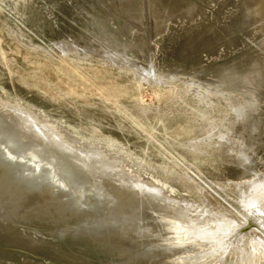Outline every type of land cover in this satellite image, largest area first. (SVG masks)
<instances>
[{
  "label": "rangeland",
  "instance_id": "obj_1",
  "mask_svg": "<svg viewBox=\"0 0 264 264\" xmlns=\"http://www.w3.org/2000/svg\"><path fill=\"white\" fill-rule=\"evenodd\" d=\"M161 1L159 4V0H140L139 2L136 0L138 5L140 4L139 7L142 11V17L140 16L136 20L132 18L133 15H126L124 12H121L120 8L123 10L124 8L120 5V0H10V3H4L0 0V4L6 9L4 11L7 14H9L7 12L10 9L9 4H15L13 8L17 9L14 10L15 13L13 11L10 12V24L22 33L21 40L18 41L14 37L7 35L4 27L0 24V72L10 80L9 82L7 79V84L11 90L37 101L52 110L51 112L54 114L61 112L73 116L80 123L97 131V137L101 142L90 137L114 152L115 155L118 154L131 160V150L137 155L146 151L149 154L150 165L156 169L163 170L162 173H157L156 176L159 177V180L166 182L165 185L168 187L170 194L182 198L187 196L191 199H199V192L203 191L206 194L205 197H211V202L206 200L208 202L205 204L204 199L201 198L200 203L202 206H208L211 212L216 211L215 213L222 215L234 212L240 219L227 232V236L230 235V232L232 233L235 227L241 225L239 233L249 227L255 235V238H253L254 235L251 234L249 239L264 241V216L261 213L255 216L254 214L253 216L248 214L250 212L248 211L247 213L246 208L240 206L239 201H236L239 200L236 194L227 193L223 187L219 186L220 184L226 185L229 181L237 182L248 178L246 175L242 176L244 170L238 161L241 148L245 150L243 157L244 159L246 157L248 161L245 164L246 167H252L256 175L260 174L264 177V144L259 146V148L257 145L251 146L247 142V139L245 140L248 130V119L245 116L242 119H234V116H230L231 130L225 138L219 139L215 133L217 131L215 128L221 121L223 115L221 111H216L203 120L194 115L190 105L191 101L189 102L188 99L189 91L190 93L192 92L194 98L199 97L200 100L202 97L197 95L196 89L204 91L202 84H206L209 80H214L212 79L214 77L212 73L203 75L191 72L190 67L194 65V60L186 50H182L181 52L180 47L188 36L187 30L191 29L192 25H197V20L199 22L202 17L197 16V20H189L182 15L184 8L181 7L178 1L168 0L169 6L168 4L166 5L167 2L164 3L165 0ZM190 1H193L192 3H199V0ZM208 1L210 7H206V4L204 7L206 14H209L208 20L214 22L220 21V23H232L234 25L232 29L236 32L237 38H239L240 44L233 50L231 48L227 57H236V55H240L244 51H249V53L253 51V55L264 62V16L262 18L260 15L258 16L259 6L262 7L261 3L258 0H255V2L254 0H240L241 2L239 0H223L224 2L222 0ZM171 2L175 4L173 5ZM226 2L227 4H225ZM234 2L237 5L233 4ZM154 3L156 7L153 5ZM244 4L247 6L244 7ZM31 7L35 11V15L33 16L29 14ZM227 7L229 8L228 10H226ZM99 8H103L102 10L110 19L103 25H101L103 16L100 10H98ZM157 8L159 9L157 10ZM171 9L176 10L172 12ZM252 10L254 12L257 11V13L254 14ZM42 11L45 12L42 13ZM176 11L178 14L175 13ZM158 12L160 15H158ZM167 13L169 16L166 18L165 14ZM228 13L231 14L232 18L229 15L227 17ZM173 14L174 17L171 19L170 17L172 16L170 15ZM218 14L222 16L220 20L218 19L220 18ZM248 15L253 17H249ZM247 16L250 18L249 26H252H250L252 30L250 27L248 28ZM159 18L161 19L159 20ZM227 18L229 20H225ZM223 19L224 21H222ZM162 20L165 21L162 22ZM102 28L105 32L104 35L100 34L101 37L98 35V32ZM252 32L254 33L252 35L254 38L250 37ZM106 33L111 37L105 35ZM255 34L257 36H254ZM113 35L115 38H113ZM104 36L105 39H103ZM97 37H100V40L102 38V40L99 41ZM137 37L142 43L145 40V45H143L145 48L147 46V56L148 54L149 56L151 54L153 56L150 60L144 61L142 56L144 53H137L138 51L135 46V42L138 41ZM246 39L249 42L251 41V43L246 41ZM115 42H125V44L122 45L121 43V45L116 46L117 49L121 48L118 52L119 54H123V57L120 56V60L116 58L117 60H113L114 62L110 60L105 61L99 55L93 54L94 56H92L91 54L86 56V54L79 52L86 46L95 49L100 54H104L107 50L109 52L115 51L113 49ZM69 45L77 46L80 50L75 49L76 53L61 51L60 46L66 48ZM42 46L46 47L47 51H35L31 48ZM125 46H128L129 48L127 49L130 50L135 46V49H133V52L132 50H128V52ZM222 51L223 48H221ZM225 53L223 51L220 55L223 56ZM179 56L185 58L187 72L182 71L183 73L175 75L166 73L169 72L168 66L170 63ZM71 57L80 60L78 61ZM204 58V60H209L208 57L204 56ZM222 58L226 59L225 57ZM219 60L222 59L219 58ZM136 61H138V64L144 65H149V62H153L154 69L161 74L163 73L168 79L155 81L151 78H143V74H147V72L137 67L134 64ZM198 74H200L199 77H197ZM239 97V95L234 93L230 95V99L232 100H236ZM261 100L262 102H259V104L261 103L260 112L264 114V98ZM176 104H180V107L177 108ZM208 123H214L216 127L212 130L208 127ZM212 133V143L206 147L204 157L192 155L189 152L193 144L202 142ZM108 134L113 136V140H109L113 145L111 142H106L105 138H107ZM148 140L152 141L154 145L148 147ZM246 143L250 146H247ZM120 146L126 147L124 149L130 154L125 151L120 152ZM187 171L196 183L200 182V190L194 187L188 188L194 186V184L185 180L184 175ZM217 200H220L222 204ZM239 206L245 210L243 209V212L240 211L238 209L240 208ZM99 214L102 216L103 213ZM248 215L257 219L260 227L251 218L247 219ZM258 215L262 216V218H259ZM18 223H6L0 219V225L4 226L3 228L14 227L16 230L17 227L22 233L30 232L32 235L36 233L41 241L39 248L31 251L25 247L4 244L0 241V264H107L102 262V259L96 254L92 255V258L88 256L86 258L73 252L74 250H69L71 242L67 239L60 240L57 236L53 235V230H50V226L48 225L37 223L33 219H24L18 221ZM69 225H73V223ZM2 231L6 233L5 230ZM254 232L257 235L259 234L257 239ZM136 235L139 236L140 233L137 232ZM125 236L128 237V235ZM244 236H239L236 241L232 242L225 240L226 242L224 243H210L207 245L209 248L206 252L209 250L219 252L216 255H224L226 260L230 259L229 261L232 262L235 256L232 254H234V251L237 252L236 254H239V243ZM159 237V239L156 238L154 240H151L152 237L140 239L143 245L139 241H136V238L131 242V239L128 237L125 242H129L130 244L139 242L140 247H144L143 250H153L154 248V252H156V249L158 250L157 247L161 249V245H164V243L167 245L166 249L174 245L170 244V239L172 238L170 233L161 234ZM203 237L205 238L203 240L208 241L211 235ZM1 238L23 241L29 245L38 244L29 242L19 232L15 235H11V233L4 234V237ZM164 239H167L169 242L164 241ZM218 239L219 241H223L221 237H218ZM192 249L200 252L203 247L198 248L195 245ZM245 252L242 251L240 254H245ZM174 254H179L180 257L185 256V258L189 256L187 255L189 253L183 251L177 253L168 251V253L159 254L156 259L157 261H162L169 257V255ZM200 254L201 256L196 258V260L181 259L182 261L177 264H181L184 260L190 261V264H196L198 260L201 262L200 264H208L209 255L203 257V252H200ZM243 256L240 257L242 258ZM240 257L234 261L235 264L236 262L239 263Z\"/></svg>",
  "mask_w": 264,
  "mask_h": 264
},
{
  "label": "bare ground",
  "instance_id": "obj_2",
  "mask_svg": "<svg viewBox=\"0 0 264 264\" xmlns=\"http://www.w3.org/2000/svg\"><path fill=\"white\" fill-rule=\"evenodd\" d=\"M120 1V5H122L124 8V10L120 8L121 12H124L126 15H133L132 18L136 20L140 18L142 11L139 7L140 4L138 5L137 3L140 0H137V2L136 0ZM176 1H178L181 7L184 8V10L182 11V15L192 14L202 17L199 22L197 20V25L194 23L195 25H192V28L189 26L191 29L188 28V32H186L185 30L188 36L183 41L180 47L181 52L182 50H186L187 52H192V54L196 53V55L194 56L199 57V55H203L204 52L209 51L213 56L211 55L210 57H208V59L212 58V60H215L219 56H222L220 54L224 51V47L222 52L220 51V47L223 46V44H226V46L230 45L232 47H236L237 45H239L240 41L236 36V32L232 29V27L234 26L232 23H220V21L214 22L208 20L209 14H206L204 10V7L206 5V7L209 6L208 0H199V3H192L193 1L190 0ZM258 1L262 5V7L258 5L260 8L258 16L260 15V17L262 18L264 16V0ZM2 2L10 3V0H2ZM164 3H166L167 5L169 2L168 0H165ZM171 3L173 5L175 4L174 2ZM225 4H227V2ZM233 4H236V2H234ZM9 5L10 9L9 11H7L9 14H7L6 11H4L6 9L3 7V5L0 4V24L4 27L7 35L12 36L20 41L22 33L12 27V25L10 24V12L13 11L15 13L14 10H16L17 8H13V6L15 5L14 3H11ZM153 5L156 7L155 3ZM224 6L222 7L224 8ZM246 6L244 4V7ZM159 8H157V10ZM102 9L103 8L98 9L103 16V20H101L103 22H101V25L110 20ZM228 9L229 8L227 7L226 10ZM249 9L251 8L249 7ZM173 10L171 9L172 12ZM43 12L45 11H42V13ZM159 12L158 15H160ZM175 13H177V11ZM229 13L227 14V17L228 15L231 17V14ZM255 13H257V11L254 12V14ZM29 14L32 16L35 15V11L32 7ZM165 15L166 18L169 16L168 13ZM251 15L248 16L253 17ZM170 16H172L170 17L172 19L174 17V14ZM248 16L247 23L249 28L251 25L249 26L250 18H248ZM219 17L220 18L218 19L220 20L222 16L219 15ZM161 18H159V20ZM225 20L229 19L227 18ZM252 20L254 19L252 18ZM164 21L162 20V22ZM222 21H224V19ZM162 22L161 24H163ZM127 25L129 26V24ZM256 30L258 31V29ZM101 31L103 30L101 29ZM253 32L250 36L252 38H254L252 36L254 34ZM105 35H107V33ZM254 36L257 35L255 34ZM245 37L247 38V36ZM97 38L99 41L102 40V38L101 40L99 39L100 37ZM113 38H115V36ZM246 41L248 40L246 39ZM121 43L115 42L113 49L115 50L117 48L116 46L121 45ZM249 43H251V41ZM124 44L125 42L122 43V45ZM143 44L145 45V40L144 43H142V41L140 42V39L135 42V46L138 51L137 53H144V55L142 54L143 60L148 61L151 57L153 58V56L152 54L151 56H149V54L147 56V46L145 48ZM135 46L133 49H135ZM129 47H131V45ZM129 47L125 46L127 51L130 50L127 49ZM31 48L35 51H47L46 47L44 46ZM60 48L62 52L70 53H76L77 51H75V49H77L78 51L80 50L77 46L73 45H69L66 48L60 46ZM83 48L84 49L79 51L81 54H86V56L97 54L101 58L105 59V61H113L116 58L119 59L120 56L123 57V54H115V51L109 52V50L105 49L104 47L102 48L107 50V52H105L104 54H100L98 51L89 48L88 46ZM133 49L131 48L132 52ZM188 49H191L192 51ZM252 52L253 51H251V53H249V51H244L240 55H236V57L232 56L229 58L226 54H224L222 57H227L226 59L219 57L222 60L217 59L216 62L197 61L199 62V65L194 62V65L190 67L191 72H193L194 74L200 73L203 75L212 73L214 77L212 79L214 80H209V82L205 80L207 83L202 84L204 91H202V89H196L198 93L197 95L202 97L200 100L199 97L194 98L192 96V92L190 93V91L188 99L189 102L191 101L192 103H190V105L193 109L194 115L200 117L202 120L212 113H215L216 111H221L223 113L221 121L217 127L214 126V123H208V127L212 130L216 127L215 129L217 131L215 133L217 135V138L219 139L225 138L228 132L231 130L232 124L229 119L230 116H234V119H242L245 116L248 119V130L245 140L247 139V142H249L251 146L257 145L259 147L264 144V114L263 112H260L261 103L259 104V102H262L261 99L264 98V62L261 61L258 57H255L253 55L254 52ZM215 55L218 57H216ZM194 56L192 58H194ZM71 58L77 59L74 57ZM77 60L79 61L80 59ZM137 62L138 61L134 62V64L137 67L142 68L143 71L147 72V74H143V78H151L155 81L166 80V78L168 79V77H165L163 73L161 74L154 69V66L152 65L153 62H149V65L138 64ZM168 67L169 72L166 73H172L173 75L179 74L182 71H186V60L184 57L179 56L178 58H175ZM200 74H198L197 77H199ZM7 79L8 78L6 76H3V74L0 72V132L5 133L6 131L8 133V131L16 129L19 134H12L9 141L12 143V145H15L17 149H19L20 147H30L33 148L32 150H34V152H46V149L50 147V144H46L47 147L43 150H41V147L38 144H34V146H31L30 142H34L32 134L41 136V138L45 139L46 141H50L49 143H59L60 145H62V147L69 149L72 154H66L67 152L65 153L62 150H59L66 156H68L64 159L60 157V163L64 164V167L62 166V170L65 171V173H75L74 178H76L77 180L74 179V183L72 185H76L75 187H78V189L74 188V191L68 189V191L60 192L57 194H55L50 189L29 191L25 189L23 181H21V179L13 174L12 167L1 165V221L12 220L15 223L17 222V224H19L21 222L18 223V221L24 219H33L37 223L48 225L50 226V230H53V235L57 236L60 240L67 239L71 242V246H68L70 248L69 250H74L73 252L78 253L81 256L83 255L86 258L87 256L92 258V255L94 256V254H96L102 259V262L107 264H156V262L157 264H177L182 261L181 259L196 260V258H199V256H201L200 252H203V257L209 255V260L207 261L208 264H235L234 261L238 260L237 258L242 255L244 256L242 258L240 257L239 263L236 262V264H264V241H255L254 239H249L250 235L253 234L251 228L248 227L249 230H242V232L239 233V228L241 227L240 225L239 227H235L232 233L230 232V235H226L227 232L230 231L237 222H239L240 218H238L234 212H231L228 215L227 213L226 215L225 213L224 215H222L215 213L216 211L211 212L208 206H202L200 203L201 198L204 199L205 204L208 201L211 202V197H205L206 194L203 191L199 192V199H191L187 196H184L182 198L170 194L168 191V187L165 185L166 182H164L163 180H159V177L156 176L157 173H162L163 170L156 169L150 165L149 154L146 151H144L140 155H137L132 150H129L135 156L134 157L132 154L128 153L126 149H124L126 147L120 146V152L125 151L130 154V156L132 157L130 159L132 161L124 158L121 155H115L114 152L105 148L101 143L97 142L100 141L97 137V131L91 129V127L85 124L80 123L73 116L61 112L58 114H54L51 112L52 110L41 105L37 101L27 97L26 95L20 94L19 92L11 90V88H9L10 86L7 84V81L9 79ZM207 91L208 93H206ZM9 93L12 95H10ZM233 93L239 95L240 97L236 100L230 99V95ZM176 107L179 108L180 104H176ZM3 121H5V125ZM212 135L213 133L209 134L207 138L202 142L193 144L190 147L189 152L192 155L204 157L206 154V147L210 146L212 143ZM90 136L97 141H94V139H92ZM105 139L107 140L106 142L110 143L111 141L109 140H113V136L111 134H108L107 138ZM249 144L246 143L247 146H250ZM152 145H154V143L148 140L147 146L151 147ZM77 146H87L90 149L88 153H82V151L77 152L75 151V148H77ZM242 149L243 148L240 149L241 152L239 153L238 161L240 162L239 165L244 170L242 176L246 175L248 176V178L239 180L237 182L229 181L226 184L227 186L224 184H220L219 186L223 187L224 191L227 193L236 194V197L238 196L239 199L236 201H239L240 206L246 208L247 213L248 211L250 212L248 214H251L252 216L254 214L255 216L256 214L261 213L262 216H264V177L260 174L256 175L252 167H246L245 164L248 161L246 157L244 159L243 155H245V150ZM34 152L32 157H37ZM12 156L15 162L17 161V159H20L19 157L17 158V155ZM49 162H46L48 163L47 166L50 165V167L53 168L52 164H49ZM70 162L72 163V165L70 164ZM40 163L44 164L43 159L40 160ZM184 178L187 182H193L194 184V186L188 188L194 187L200 190V182L196 183L192 179L193 177L188 174V171L184 175ZM81 188L83 190H81ZM85 189H88L90 196H83L84 199L82 197V199L79 200L80 198L78 196L82 194ZM74 196L77 198H75ZM218 202H220V200ZM216 205L218 204L216 203ZM244 208L240 207L238 209L243 212ZM261 210L262 212H260ZM101 212L103 213L102 216L101 214H99ZM248 216L249 217L247 219L251 218L253 221L258 223V227H260L259 221L257 219L251 217L250 215ZM262 216H259V218H262ZM70 223H73V225H69ZM17 231L22 237L26 238L31 243L41 242L39 238L34 237L30 232L22 233L18 229L11 232V235L17 234ZM5 232L6 233L4 234L10 233V231ZM137 232L140 233L139 236L136 235ZM167 232L170 233L172 237L170 239V244L174 245L170 246L169 249H166L167 245L165 243L164 245H161V249L163 248L162 250H164V252H162L159 247H157L158 250L156 249V252H154V248L153 250H143L144 247L142 248L138 244L140 242V244L143 245L140 239L142 240L145 237H152L151 240H154L156 238L159 239V236L161 234H167ZM125 235H128V237L131 239V242L135 238L136 241L139 242H134L132 244L128 242V244L125 242L128 238ZM210 235L211 237L208 241L203 240L205 239L203 236ZM242 235L245 236L240 240L239 243L240 252H238L239 254H236L237 252L234 251V254L232 255L235 256L232 262L229 261L230 259L226 260L224 255H216L219 254V252H213L211 250L206 252V250L209 248V246L207 247V245L210 243H224L226 241L232 242L236 241L238 237ZM258 235L256 234V239ZM218 237H221V240L223 241H219ZM253 238H255V235L253 236ZM167 239H164V241H167ZM195 245L196 247L198 246V248L203 247V249L200 250V252L194 251L192 247H194ZM168 251H172V253L183 251L185 253H189L187 254L189 256L185 258V256L180 257L179 254H174L169 255V257L165 258L162 261H157L156 257L159 254L168 253ZM242 251H246L245 254H240ZM186 260H184L181 264H190V261L188 262ZM200 263L201 262H199L198 260V263L196 264Z\"/></svg>",
  "mask_w": 264,
  "mask_h": 264
},
{
  "label": "water",
  "instance_id": "obj_3",
  "mask_svg": "<svg viewBox=\"0 0 264 264\" xmlns=\"http://www.w3.org/2000/svg\"><path fill=\"white\" fill-rule=\"evenodd\" d=\"M186 18H188L189 20H195L197 15H184ZM197 20V19H196ZM102 31H99L98 34H103L104 35V29L102 28ZM108 35V34H107ZM110 36V35H108ZM102 37V36H101ZM111 37V36H110ZM105 39V36H104ZM240 44V43H239ZM224 47V51L226 52L225 54L228 56L229 51L231 48L232 50L237 48L238 45L236 47H232L230 45L223 44V46H221L220 48ZM121 48H116L115 54H119L118 50L120 51ZM190 51H192L191 49H188ZM221 51V50H220ZM218 52V51H217ZM201 54V53H199ZM97 55V54H94ZM92 54V56H94ZM189 55L191 57H193L195 54H192V52H189ZM206 57H210L212 54L209 51L204 52L203 54ZM203 55H199V57L194 56L193 60L196 64H198L199 62L197 61H203V62H213V61H217V59H219V57L221 56H216L218 58H216L215 60H212V58H210L209 60H203L204 56ZM213 56V55H212ZM222 58V57H221ZM115 60V59H114ZM199 65V64H198ZM4 125H5V121ZM3 130V129H2ZM8 131V130H7ZM14 134V135H18L19 133L17 132L16 129L10 130L8 131V133L5 131V133L0 132V166L1 165H7L12 167V172L14 175H16L19 179H21V181H23V185L25 187L26 190L29 191H40V190H52L55 194L60 193V192H64V191H68V189H71L72 191H74V188H76V185H72L74 183V179L77 180L75 177V173L74 172H68L65 173V171L62 170V166L64 167L63 163H60V157L62 159L67 158L68 156H66L63 152H67L66 154L70 153L72 154L71 151H69V149L62 147V145H60L59 143H49L50 141H46L45 139L41 138V136H37L32 134V138L34 142H30L31 146L35 145H40L41 150H43L44 148L47 147L46 144H50L47 149L46 152L42 153L41 151H37L34 152V150H32L33 148L27 147H20L19 149H17L15 147V145H12V143L9 141L10 140V136ZM44 137V136H43ZM87 145V144H86ZM28 146V145H27ZM30 146V145H29ZM61 147V148H60ZM90 148L86 147H78L75 148V151L77 152H81L82 153H88ZM62 150L63 152L59 151ZM45 151V150H44ZM10 152V153H9ZM33 152L35 153V155L37 157H32ZM12 155H17V158L19 157L20 159L15 162L13 159ZM22 158V159H21ZM43 159V163H40V160ZM93 160V159H92ZM50 161V162H49ZM30 162V163H28ZM52 164L53 168L49 166H47L48 163ZM70 164L72 165V163L70 162ZM75 171V170H74ZM77 171V170H76ZM92 178V177H90ZM81 181V180H80ZM87 181V180H85ZM84 181V182H85ZM77 182V181H75ZM86 183V182H85ZM68 186V187H67ZM78 189V187L76 188ZM81 190H83L81 188ZM87 190V191H85ZM84 192H82V194H80L78 197L80 198L79 200L82 199V197H89L90 194L88 192V189H85ZM75 197V196H74ZM83 197V199H84ZM77 198V197H75ZM83 205V204H81ZM4 221V220H3ZM4 222H11L13 224H16L14 221L12 220H5ZM4 226L0 225V241L3 242L4 244H11V245H15L18 247H25L26 249H30L31 251H35L36 248H39V243L38 244H34V245H29L23 241H14L12 239H3L1 237H4V233L2 230H7L13 232L15 229L14 227L11 228H3ZM17 229V227H16ZM34 237L38 238L36 233L33 234Z\"/></svg>",
  "mask_w": 264,
  "mask_h": 264
}]
</instances>
